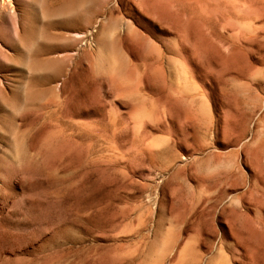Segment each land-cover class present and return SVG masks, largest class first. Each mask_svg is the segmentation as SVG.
Instances as JSON below:
<instances>
[{
  "label": "rangeland",
  "instance_id": "1",
  "mask_svg": "<svg viewBox=\"0 0 264 264\" xmlns=\"http://www.w3.org/2000/svg\"><path fill=\"white\" fill-rule=\"evenodd\" d=\"M0 264H264V0H0Z\"/></svg>",
  "mask_w": 264,
  "mask_h": 264
}]
</instances>
